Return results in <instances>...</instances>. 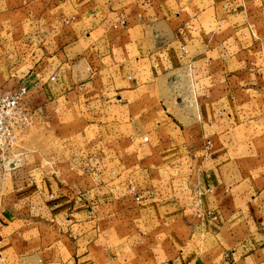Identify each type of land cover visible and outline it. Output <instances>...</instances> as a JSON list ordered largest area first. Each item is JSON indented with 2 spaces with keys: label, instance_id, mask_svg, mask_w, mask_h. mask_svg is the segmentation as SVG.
<instances>
[{
  "label": "crops",
  "instance_id": "obj_1",
  "mask_svg": "<svg viewBox=\"0 0 264 264\" xmlns=\"http://www.w3.org/2000/svg\"><path fill=\"white\" fill-rule=\"evenodd\" d=\"M28 1L48 55L0 34V91L26 86L39 125L0 159V264H264V0L0 17Z\"/></svg>",
  "mask_w": 264,
  "mask_h": 264
},
{
  "label": "rangeland",
  "instance_id": "obj_2",
  "mask_svg": "<svg viewBox=\"0 0 264 264\" xmlns=\"http://www.w3.org/2000/svg\"><path fill=\"white\" fill-rule=\"evenodd\" d=\"M18 8V6H16ZM21 10L15 15L5 18L0 17V34L1 38L9 40L10 44H15L18 47L19 56L25 63L43 59L48 55V20L43 19V5L32 4L31 1L19 5ZM3 9L0 6V13ZM39 125L37 124L36 127ZM32 130L25 142H34V133ZM36 139V137H35ZM22 149V147H21ZM60 151V148H55ZM50 152V150L48 151ZM2 163V160H1ZM10 167V163H8ZM12 168V167H10ZM5 171L4 167L0 166L1 172Z\"/></svg>",
  "mask_w": 264,
  "mask_h": 264
},
{
  "label": "built area",
  "instance_id": "obj_3",
  "mask_svg": "<svg viewBox=\"0 0 264 264\" xmlns=\"http://www.w3.org/2000/svg\"><path fill=\"white\" fill-rule=\"evenodd\" d=\"M30 91L21 86L17 91H0V159L10 163L11 169L18 166L25 137L37 128L36 113L27 104ZM208 149L211 144H208ZM3 224L0 222V231Z\"/></svg>",
  "mask_w": 264,
  "mask_h": 264
}]
</instances>
